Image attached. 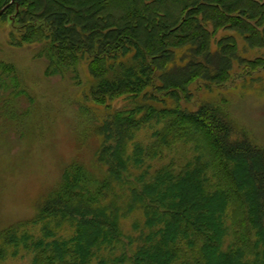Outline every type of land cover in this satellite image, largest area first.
Wrapping results in <instances>:
<instances>
[{
    "label": "trees",
    "instance_id": "16d2710c",
    "mask_svg": "<svg viewBox=\"0 0 264 264\" xmlns=\"http://www.w3.org/2000/svg\"><path fill=\"white\" fill-rule=\"evenodd\" d=\"M12 1L0 0V10ZM2 22L16 31L15 45L43 46L48 76L86 61L95 104L143 103L97 129L104 136L99 172L74 161L38 202L26 224L45 223L42 238L19 237L21 224L0 233V261L23 243L31 264H264V149L226 101L195 102L192 93L200 82L210 91L230 88L236 62L243 78L264 71V58L240 57L234 35L217 39L233 32L264 49V0H15ZM153 124L151 144L128 155L134 133ZM182 149L191 154L182 164L171 161L132 182V163L142 168ZM122 183L131 184L130 211L146 217L148 232L135 248L120 225L128 215L109 197ZM66 224L73 234L57 236Z\"/></svg>",
    "mask_w": 264,
    "mask_h": 264
},
{
    "label": "rangeland",
    "instance_id": "374dc122",
    "mask_svg": "<svg viewBox=\"0 0 264 264\" xmlns=\"http://www.w3.org/2000/svg\"><path fill=\"white\" fill-rule=\"evenodd\" d=\"M11 34L18 37L10 23H0V233L21 224L19 237L26 234L39 240L44 236L45 223L26 224L37 215L38 202L56 188L64 170L74 161H80L93 173L99 172L96 156L104 136L97 129L116 112L132 110L143 102L123 97L105 107L95 104L89 97L95 81L86 61L77 71L69 69L62 75L48 76V61L40 57L43 46H17ZM229 34L238 40L240 57L264 58V49H251L236 33L221 31L217 39ZM4 67L15 70L7 75ZM245 72L236 62L233 84L227 86L230 88L210 91L200 82L193 86L192 93L195 102L226 101L232 119L264 149V71L243 78ZM156 129L159 127L153 124L135 132L127 154L131 155L137 145L151 144ZM187 155L191 154L185 149L174 151L138 169L132 163L131 180L136 183L143 172L151 175L171 161L182 164ZM130 189V183L115 184L114 194L109 197L116 199L128 215L121 217L120 225L126 242L131 240L135 248L140 243L139 236L148 230L144 212L138 208L130 211ZM72 229L66 224L55 231L59 237H69ZM231 239L227 236L225 247ZM130 249L127 246L126 252ZM32 259L33 254L20 243L9 248L0 264H31Z\"/></svg>",
    "mask_w": 264,
    "mask_h": 264
},
{
    "label": "water",
    "instance_id": "95a60500",
    "mask_svg": "<svg viewBox=\"0 0 264 264\" xmlns=\"http://www.w3.org/2000/svg\"><path fill=\"white\" fill-rule=\"evenodd\" d=\"M14 2H15V0H13V1L11 2L10 5H12ZM10 5H9V6H10ZM9 6H7V7H5V8H3V9L0 10V17H1L2 15H4V13L6 12V10L8 9Z\"/></svg>",
    "mask_w": 264,
    "mask_h": 264
}]
</instances>
